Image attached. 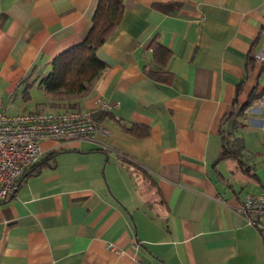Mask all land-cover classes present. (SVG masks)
Here are the masks:
<instances>
[{
  "label": "crops",
  "instance_id": "1",
  "mask_svg": "<svg viewBox=\"0 0 264 264\" xmlns=\"http://www.w3.org/2000/svg\"><path fill=\"white\" fill-rule=\"evenodd\" d=\"M96 1L0 0V111L89 108L108 129L40 140L26 170L47 162L0 198V264H264V229L237 211L264 190V93L236 130L250 173L218 158L220 119L254 39L264 48L262 0H124L117 31L96 51L105 68L80 106H53L38 81L86 36ZM155 35L171 50L167 80L146 74ZM259 90L260 64L239 103ZM133 123L148 134H131Z\"/></svg>",
  "mask_w": 264,
  "mask_h": 264
},
{
  "label": "trees",
  "instance_id": "2",
  "mask_svg": "<svg viewBox=\"0 0 264 264\" xmlns=\"http://www.w3.org/2000/svg\"><path fill=\"white\" fill-rule=\"evenodd\" d=\"M125 7L124 0H97L91 17V26L86 36L79 42L59 52L52 60L50 70L42 76L38 84L51 95L49 101L53 106L64 109L78 108L82 97L90 90L95 79L105 68L106 63L97 56L98 47L108 38L112 37L119 27V23ZM264 32L261 27L260 34ZM257 38L254 39L248 52L245 73L235 87V98L231 102L228 111L221 117L219 133L222 137V146L219 159L232 158L242 171L250 173L247 152L241 136L236 134L241 120L239 117L251 104L256 94L262 95L264 90L257 93L251 92L249 98L239 103L238 95L242 90L246 75L255 65L262 66L264 61H259L254 52L259 49ZM147 48L154 59V66L146 69V74L155 80H167L170 75L165 66L171 56V50L161 44L155 35L149 41ZM27 84V88L30 86ZM28 91V90H26ZM127 130L134 135L148 134L149 127L146 124L133 123ZM47 158L41 163H36L24 173L30 174L36 165L47 162ZM125 162H129L124 158ZM34 167V168H33Z\"/></svg>",
  "mask_w": 264,
  "mask_h": 264
},
{
  "label": "built area",
  "instance_id": "3",
  "mask_svg": "<svg viewBox=\"0 0 264 264\" xmlns=\"http://www.w3.org/2000/svg\"><path fill=\"white\" fill-rule=\"evenodd\" d=\"M262 2L264 5V0ZM254 56L264 61V48L256 50ZM112 105L114 102H101L103 108ZM95 132L106 134L108 129L89 108L14 114L0 111V198L12 193L23 171L37 159L40 140L49 138L62 141L82 138ZM237 211L248 223L264 229V190L258 194L247 193L237 205ZM136 264L154 263L139 258Z\"/></svg>",
  "mask_w": 264,
  "mask_h": 264
},
{
  "label": "water",
  "instance_id": "4",
  "mask_svg": "<svg viewBox=\"0 0 264 264\" xmlns=\"http://www.w3.org/2000/svg\"><path fill=\"white\" fill-rule=\"evenodd\" d=\"M23 177H24V174H23V175L18 179V181L16 182V185H15V187L13 188L11 194H13V193L15 192L17 186L20 184V182H21V180H22Z\"/></svg>",
  "mask_w": 264,
  "mask_h": 264
},
{
  "label": "rangeland",
  "instance_id": "5",
  "mask_svg": "<svg viewBox=\"0 0 264 264\" xmlns=\"http://www.w3.org/2000/svg\"><path fill=\"white\" fill-rule=\"evenodd\" d=\"M231 162H233L234 163V160L233 159H229Z\"/></svg>",
  "mask_w": 264,
  "mask_h": 264
}]
</instances>
